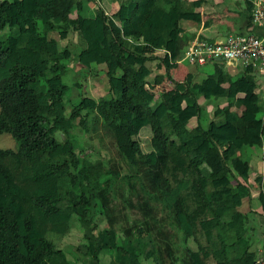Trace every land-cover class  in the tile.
I'll return each mask as SVG.
<instances>
[{
    "label": "trees",
    "instance_id": "trees-1",
    "mask_svg": "<svg viewBox=\"0 0 264 264\" xmlns=\"http://www.w3.org/2000/svg\"><path fill=\"white\" fill-rule=\"evenodd\" d=\"M113 1L119 8L110 16L102 7L91 10L89 0H0V31L11 30L0 37V134L9 133L17 144L0 148V264H166L152 259L163 251L175 257L170 264H254L264 253V240L239 209L250 195L242 181L249 162L240 151L262 144L264 104L246 78L248 69L227 86L220 62L200 82L191 74L177 82L161 60L168 79L189 92L186 104L196 112L203 109L197 94L205 100L225 92L229 100L243 94L240 113L217 109L225 117L222 126H202L199 116L197 132L183 140L177 126L188 115L173 95L161 93L151 104L143 94L152 71L148 62L154 60L143 49L148 45L180 59L186 40L178 30L184 23H200L201 0ZM245 2L247 16L252 2ZM72 31L82 44L77 55L82 68L106 63L108 94L91 99L78 92L80 99L68 109L64 99L75 85L65 83L70 53L58 41ZM163 79L157 75L152 82ZM78 126L87 144L98 140L103 154L87 156L92 151L79 146ZM143 128L151 134L145 152L139 138ZM137 172L160 190L172 213L160 229L159 244L142 239L141 225L128 227L124 235L114 226L118 216L128 222L123 209ZM259 198L264 214L261 192ZM62 201L65 206L58 205ZM98 215L110 226L91 225ZM75 230L80 238L66 253L49 238L70 237ZM80 246L88 259L78 254ZM106 254L111 258L101 263Z\"/></svg>",
    "mask_w": 264,
    "mask_h": 264
},
{
    "label": "crops",
    "instance_id": "crops-1",
    "mask_svg": "<svg viewBox=\"0 0 264 264\" xmlns=\"http://www.w3.org/2000/svg\"><path fill=\"white\" fill-rule=\"evenodd\" d=\"M245 1L246 0H201L200 6L196 9V11L200 14V23L198 25L184 23L178 30V33L179 35H182V28H186V32L190 34L188 37H185L187 43L196 35L214 37L217 40H224L231 34L243 33L251 26V22L249 19V16H251V14L248 13L247 16H245L244 14L246 8ZM87 4L88 6H90L91 10H95L97 9V7H102L104 9V12L110 16H112L119 8V2L113 0H89ZM258 32L259 31L257 30L256 33ZM72 37L76 39V46L78 45V48L77 50L74 49L75 54L72 55V52H70V47L66 46L70 53L68 69L70 70L72 66L73 60H71V58L72 56H74V61L76 62L77 67L80 70H84V68L80 66L79 61L77 60V55L80 53L82 44L79 42V36L75 31L70 32L66 39H70ZM143 50L145 53L154 56V60L148 62V66L152 69V71L142 87L143 94L151 104H157L159 102V95L161 93H168L173 95V97L179 103L180 107L188 115V121L177 126L179 135L183 140L191 138L197 132L196 128L198 126V122H200L198 119L199 116L202 117L200 122L202 126H207L209 122H213L216 126H222L225 123V117L223 113H217V109L233 110L237 113L241 112L242 107L238 103V98L243 97V94H237L235 99L229 100L227 98L226 92L218 96H213L208 100H205L201 93L195 95L197 104L203 107L201 112H196L194 106H189L188 104H186L185 99L186 97H188L189 92L187 90H178L175 87L174 82L168 79L165 73V66L163 65L161 60L166 63V67L168 69L170 77L177 82H183L187 74L192 75V79L194 82H200L212 72L215 63L220 62L219 65H222V75L225 81L224 86H227V83L231 80V78L237 76L242 70H244V68H242L240 65L234 64L230 61L216 59L201 66L190 64L193 66L191 69L178 66V64L184 61H180L179 59L172 60L170 58V55L162 49H153L152 47L146 45L144 46ZM206 66L207 68L201 70L202 67ZM89 69L93 70V74L100 73L102 77L107 80V83L105 82L104 84L106 85L105 91L108 93V68L106 63L102 62L95 64V66H92ZM157 75H164V79L160 83L152 82V80L156 78ZM259 75L260 74H258L257 72L247 71L246 78L250 83H253L255 85L254 90L257 94H259L264 104V78L260 80V78L258 77ZM81 78H85V75ZM68 79L69 84L75 85L73 87L79 88V92H83L85 85L80 83L79 79L76 80L73 77H70ZM97 92L104 93L103 91H99V89L97 90ZM81 96L88 97L85 93H81ZM101 96H103V94H101ZM262 116L264 118V106ZM145 130L146 129L143 128L140 131V139L142 138V134L146 132ZM263 150L264 134L262 135V144L260 146H247L242 151L243 153L245 152L246 159L249 162L248 181L246 183L248 186V182L251 183V188L249 186L250 195L244 199L246 200V203L254 209V214L251 216V219L254 218L256 226L260 227V229L258 230L260 237L261 235L263 236L264 233V214L262 211L261 200L259 198L260 192L264 196Z\"/></svg>",
    "mask_w": 264,
    "mask_h": 264
},
{
    "label": "rangeland",
    "instance_id": "rangeland-1",
    "mask_svg": "<svg viewBox=\"0 0 264 264\" xmlns=\"http://www.w3.org/2000/svg\"><path fill=\"white\" fill-rule=\"evenodd\" d=\"M182 29H183V31L182 32L180 31L181 34H183L185 37H188L190 34H188L186 32V30H185L186 28H182ZM10 31L11 30L9 28H6V29L0 31V37L4 38ZM53 36L55 37V39L59 40L57 33H54ZM47 42H49V41H47ZM58 42H59L58 43L59 46H61V47L62 46L70 47V49L72 50V51L70 50V52H72V55L75 54V50H77V48H78V45L76 46V44H77L76 39L74 37H72L70 39H64V40L60 39ZM185 43L187 44V41ZM74 59H75V57L72 56V58H71V60H73L72 66H71L70 70L66 73L65 78L68 79L70 77H73L76 80L79 79V82L82 83L83 85H85L83 92H80V93H83V94L85 93L91 99H97V98L101 97V94L106 96L108 93L105 91L106 85L104 83L107 80H105V78L102 77V75L100 73L93 74V70H91V69L90 70H85V69L80 70L77 67V64L74 61ZM69 61H70V59H69ZM178 66H180V67L182 66L185 68H191V69L193 67L192 65H190L186 62H181L180 64H178ZM204 68H207V66L202 67L201 70ZM84 75H85V78H81ZM255 77H256V74H255ZM258 77L260 78V80L264 78V76H261V75H259ZM65 83L68 84L69 79H68V81H65ZM98 89H99V91H103L104 93H101V92L98 93L97 92ZM74 90H76V95L74 97H71ZM79 90L80 89L76 88V87H70V89H68V93L64 99L65 100L64 102H66L65 105L68 109H70L71 106L73 104L77 103V101L80 99L79 97H77V93L79 92ZM69 92H70V94H69ZM68 94H69V97L73 99V101L67 99ZM71 102H73V103L71 104ZM91 123L92 122L90 121L89 125ZM145 129H146L145 130L146 132H144L142 134V138L140 139L141 148L144 152L148 151L150 149L149 148L150 147L149 146V139L151 136L149 128H145ZM74 132L77 135V140H78L79 146L80 147H88L92 151V153H90V151H87V156H89L91 154L92 157H96L95 153L97 151H99L100 154L104 153V149H102V147L99 145L97 139L91 140L89 142V144H87L86 140H88V139H86L84 131L81 130V128L79 126L77 129L74 130ZM16 146H17L16 141L13 139V137L9 133L3 132L0 134V148H14ZM240 155L242 156V158H246L245 152L243 153L242 151H240ZM123 170L127 171V169L125 167ZM242 181L247 182L248 177H247V179L242 180ZM132 183H133L132 184V187H133L132 192L130 191V193L128 195V197H129L128 207H126V209H123L127 212L128 222L125 223L124 220H121V218L125 217V216H118L119 219L117 220V223L114 224V226H115L116 230L118 231V234L124 235V231H125V229H128V227H130L132 225H141L142 228L145 230V232L142 235V239L147 240V239L151 238L153 241H157V243L159 244L158 239H160V235H161L160 229H161V227L165 228L167 223H168L167 221L172 220V213L169 210V208L165 205L163 200L161 199L160 190L157 189L156 187L152 189L151 186H149L150 181L147 179L146 174H144L142 172H137L132 179ZM248 184L251 188V185H250L251 183L248 182ZM119 203L120 202H117L114 200V204H116L118 206V208L122 210V207L119 205ZM58 205L65 206L66 202L62 201ZM239 209L243 213H246L248 216V219L251 220V216L254 214L253 213L254 209L246 203L245 199H243L242 204L239 207ZM123 210L120 213L125 212ZM251 222H252V225L255 224L254 218L251 220ZM94 223L96 224L97 229L110 226V221L106 220L105 218L101 217L100 215L91 217V225L92 224L94 225ZM81 225L83 227V230L86 233L90 232L89 228L87 226H85L84 223L81 222ZM173 228H176V227H173ZM259 229H260V227H259ZM49 238L57 247L63 249V252H65L66 250H68V248H70L72 246L73 243L77 242V239L80 238V233H79V231L75 230L74 233L72 234V236H70V237L60 236L57 234H50ZM130 239H132V240L134 239L133 234L130 237ZM80 250H81V252L79 251L78 254L79 255L82 254L83 257L88 259L87 255H85L86 249L83 246H80ZM110 258L111 257L108 254H106L105 256L102 257L101 263L107 262L108 259H110ZM159 258L161 260H164L166 262V264H170L174 260L175 257H173V259H170L168 257V254L165 251H163L161 253L156 252L152 256L153 261H156L157 263H159V261H160ZM62 264H64V262H62Z\"/></svg>",
    "mask_w": 264,
    "mask_h": 264
},
{
    "label": "built area",
    "instance_id": "built-area-1",
    "mask_svg": "<svg viewBox=\"0 0 264 264\" xmlns=\"http://www.w3.org/2000/svg\"><path fill=\"white\" fill-rule=\"evenodd\" d=\"M251 2V26L245 32L224 40L196 35L186 44L180 61L201 66L221 58L264 76V0ZM254 264H264V253L257 254Z\"/></svg>",
    "mask_w": 264,
    "mask_h": 264
},
{
    "label": "water",
    "instance_id": "water-1",
    "mask_svg": "<svg viewBox=\"0 0 264 264\" xmlns=\"http://www.w3.org/2000/svg\"><path fill=\"white\" fill-rule=\"evenodd\" d=\"M217 60H224V59L218 58Z\"/></svg>",
    "mask_w": 264,
    "mask_h": 264
}]
</instances>
